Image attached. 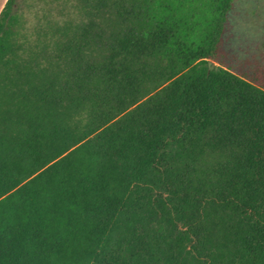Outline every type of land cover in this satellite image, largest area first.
<instances>
[{"label": "trees", "instance_id": "16d2710c", "mask_svg": "<svg viewBox=\"0 0 264 264\" xmlns=\"http://www.w3.org/2000/svg\"><path fill=\"white\" fill-rule=\"evenodd\" d=\"M19 1L0 12V264H264V65L226 59L234 0H75L40 48Z\"/></svg>", "mask_w": 264, "mask_h": 264}, {"label": "rangeland", "instance_id": "374dc122", "mask_svg": "<svg viewBox=\"0 0 264 264\" xmlns=\"http://www.w3.org/2000/svg\"><path fill=\"white\" fill-rule=\"evenodd\" d=\"M74 4L75 0L19 1L18 41L38 48L43 42L51 44L55 26L78 19ZM223 50L234 72L264 65V0H234Z\"/></svg>", "mask_w": 264, "mask_h": 264}, {"label": "crops", "instance_id": "0c3cea01", "mask_svg": "<svg viewBox=\"0 0 264 264\" xmlns=\"http://www.w3.org/2000/svg\"><path fill=\"white\" fill-rule=\"evenodd\" d=\"M7 0H0V12L1 10L3 9L5 3H6Z\"/></svg>", "mask_w": 264, "mask_h": 264}, {"label": "water", "instance_id": "95a60500", "mask_svg": "<svg viewBox=\"0 0 264 264\" xmlns=\"http://www.w3.org/2000/svg\"><path fill=\"white\" fill-rule=\"evenodd\" d=\"M208 67H209V69H213V65H212V63L211 62H208Z\"/></svg>", "mask_w": 264, "mask_h": 264}]
</instances>
